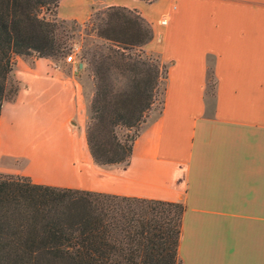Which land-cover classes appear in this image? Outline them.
<instances>
[{
    "label": "crops",
    "instance_id": "obj_1",
    "mask_svg": "<svg viewBox=\"0 0 264 264\" xmlns=\"http://www.w3.org/2000/svg\"><path fill=\"white\" fill-rule=\"evenodd\" d=\"M108 6L140 15L152 31L142 49L166 63L161 108L128 163H95L72 132L93 90L81 64L17 55L0 173L181 202L180 264H264V0H59L56 17L83 23Z\"/></svg>",
    "mask_w": 264,
    "mask_h": 264
},
{
    "label": "trees",
    "instance_id": "obj_2",
    "mask_svg": "<svg viewBox=\"0 0 264 264\" xmlns=\"http://www.w3.org/2000/svg\"><path fill=\"white\" fill-rule=\"evenodd\" d=\"M58 1L0 0V109L17 90L9 81L15 56L53 58L63 51ZM88 20L109 45L89 52L94 93L85 143L95 163L126 165L159 79V66L142 49L152 31L134 10L121 6L92 11ZM113 69L124 79L120 89ZM208 81L212 85L210 73ZM182 211L178 201L0 173V264H180Z\"/></svg>",
    "mask_w": 264,
    "mask_h": 264
},
{
    "label": "rangeland",
    "instance_id": "obj_3",
    "mask_svg": "<svg viewBox=\"0 0 264 264\" xmlns=\"http://www.w3.org/2000/svg\"><path fill=\"white\" fill-rule=\"evenodd\" d=\"M102 9V8H97ZM94 9L92 11H95ZM91 11V12H92ZM59 19V18H57ZM63 20V19H61ZM96 21V20H95ZM59 35H61L63 40V51L51 58L56 62H66L65 57L69 54H73L74 60L77 63H81V70L86 72L88 75L91 76L89 70V52L94 50L98 51H105L106 46L109 45V42L102 40L101 38L97 37L95 34V24H92L91 21L88 19L83 23H77L74 20H63L60 24L59 28ZM145 52V51H144ZM149 55L151 59H155L157 65L159 66V79L155 91L153 93L152 103L149 109L146 111L144 121H146L150 116L157 114L160 110L163 100V92H164V85H165V67L166 63L163 62L159 55L156 53L145 52ZM76 66V64H75ZM120 70L113 69V76L115 77L114 86L117 89L122 88L124 84V79L120 75ZM92 78V76H91ZM10 84L16 85L15 81L9 77ZM93 81V80H92ZM94 93V83H93V90L89 99L88 108L86 111V124L88 121V117L90 115V101ZM82 127V121H71L70 127L73 133L80 134L82 133V138L84 140V131L85 127ZM143 124V123H142ZM141 124V126H142ZM42 125L41 121H36L35 126L40 127ZM124 130H119V134L122 133ZM61 134H64V131H61ZM86 152L88 153V149L86 146Z\"/></svg>",
    "mask_w": 264,
    "mask_h": 264
},
{
    "label": "built area",
    "instance_id": "obj_4",
    "mask_svg": "<svg viewBox=\"0 0 264 264\" xmlns=\"http://www.w3.org/2000/svg\"><path fill=\"white\" fill-rule=\"evenodd\" d=\"M165 21L164 20H161V23H164ZM65 60H66V62H75V60H74V57H73V54L71 53V54H69V55H67L66 57H65Z\"/></svg>",
    "mask_w": 264,
    "mask_h": 264
},
{
    "label": "water",
    "instance_id": "obj_5",
    "mask_svg": "<svg viewBox=\"0 0 264 264\" xmlns=\"http://www.w3.org/2000/svg\"><path fill=\"white\" fill-rule=\"evenodd\" d=\"M79 64H81V63H79Z\"/></svg>",
    "mask_w": 264,
    "mask_h": 264
}]
</instances>
